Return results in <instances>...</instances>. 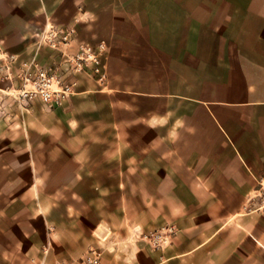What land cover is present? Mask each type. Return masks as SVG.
<instances>
[{
	"label": "crops",
	"instance_id": "crops-1",
	"mask_svg": "<svg viewBox=\"0 0 264 264\" xmlns=\"http://www.w3.org/2000/svg\"><path fill=\"white\" fill-rule=\"evenodd\" d=\"M47 27L105 44L106 82L19 99L23 65L64 69ZM91 250L264 264V0H0V264Z\"/></svg>",
	"mask_w": 264,
	"mask_h": 264
},
{
	"label": "built area",
	"instance_id": "built-area-1",
	"mask_svg": "<svg viewBox=\"0 0 264 264\" xmlns=\"http://www.w3.org/2000/svg\"><path fill=\"white\" fill-rule=\"evenodd\" d=\"M75 34L73 28L47 27L44 30L39 45L58 52L64 69L58 70L53 67L44 70L32 63L23 65V70L19 75L21 83V89L17 95L19 99L38 98L43 104L52 107L62 103L73 94L74 83L67 81L69 77L84 75L93 78L98 85L106 82L103 63L106 52L105 44L99 43L95 46L83 43L74 44ZM73 46L74 51L71 50ZM79 264H100V252L89 251L87 257Z\"/></svg>",
	"mask_w": 264,
	"mask_h": 264
},
{
	"label": "rangeland",
	"instance_id": "rangeland-1",
	"mask_svg": "<svg viewBox=\"0 0 264 264\" xmlns=\"http://www.w3.org/2000/svg\"><path fill=\"white\" fill-rule=\"evenodd\" d=\"M43 47L48 48V47H46V46H43ZM48 49H49V48H48ZM50 50H51V49H50ZM73 51H74V50H73ZM169 110L172 111L173 109H169ZM138 114H139V115H145V112H144L143 109H142V110L138 111ZM22 206H23V208H25V207H27L28 205H24V204H23Z\"/></svg>",
	"mask_w": 264,
	"mask_h": 264
}]
</instances>
